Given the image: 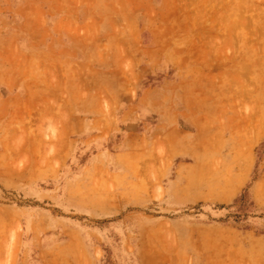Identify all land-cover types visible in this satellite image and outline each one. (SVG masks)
<instances>
[{
	"label": "rangeland",
	"instance_id": "374dc122",
	"mask_svg": "<svg viewBox=\"0 0 264 264\" xmlns=\"http://www.w3.org/2000/svg\"><path fill=\"white\" fill-rule=\"evenodd\" d=\"M188 72L198 84L175 81ZM194 85L206 150L223 154L207 166L227 183L244 165L235 113L264 101V0H0V264H264L245 194L167 213L156 186L114 214L136 158L162 155L151 110ZM185 220L237 230L232 258L183 259Z\"/></svg>",
	"mask_w": 264,
	"mask_h": 264
},
{
	"label": "crops",
	"instance_id": "0c3cea01",
	"mask_svg": "<svg viewBox=\"0 0 264 264\" xmlns=\"http://www.w3.org/2000/svg\"><path fill=\"white\" fill-rule=\"evenodd\" d=\"M174 79L198 84L200 76L188 72ZM187 91L188 98L182 97L180 105L176 103L164 111L151 110L153 122L148 139L156 146L157 143L164 145L162 155L136 158L135 163L139 165L135 166L133 173L127 172L132 176L125 182L126 188L133 186L134 194L117 199L113 206L114 214L134 206L143 208L153 204L156 186L161 190L157 202H161L163 212H177L199 204L227 206L245 194L253 208L264 213V154H259V148L264 145V101L246 96V107L235 113L236 128L233 131L239 147L236 151L244 157L239 160L244 165L237 164L230 171L229 182L221 183V172L207 166L221 161L223 154L206 150L202 131L207 118L205 109L200 106L201 92L195 85L189 86ZM175 137L178 139L177 147L173 146ZM259 162L262 165L257 169ZM101 212L96 215L100 217ZM185 221L181 236L183 259H195L196 256L200 259L202 253L215 258H232L239 239L237 230L220 223Z\"/></svg>",
	"mask_w": 264,
	"mask_h": 264
}]
</instances>
